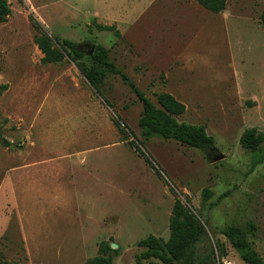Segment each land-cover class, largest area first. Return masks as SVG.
<instances>
[{
  "label": "rangeland",
  "instance_id": "374dc122",
  "mask_svg": "<svg viewBox=\"0 0 264 264\" xmlns=\"http://www.w3.org/2000/svg\"><path fill=\"white\" fill-rule=\"evenodd\" d=\"M8 2L0 24V84L8 85L0 94V256L81 264L106 241L117 245L113 264H138L140 240L168 239L177 197L203 223L202 246L225 248L218 264H247L218 231L249 223L264 261V143L254 152L239 143L246 128L264 132V0H227L220 13L195 0ZM34 23L62 61H42ZM95 24H114L120 35ZM62 39L85 56L74 60ZM87 44L105 47L153 103L161 92L182 102L176 119L205 126L214 148L144 141L130 86L112 75L97 87L87 80Z\"/></svg>",
  "mask_w": 264,
  "mask_h": 264
},
{
  "label": "trees",
  "instance_id": "16d2710c",
  "mask_svg": "<svg viewBox=\"0 0 264 264\" xmlns=\"http://www.w3.org/2000/svg\"><path fill=\"white\" fill-rule=\"evenodd\" d=\"M203 8L212 13H220L226 7L227 0H195ZM8 0H0V24L7 20L10 14ZM260 20L264 23V8L260 14ZM99 31H114L120 35L115 25L95 24ZM37 31L35 43L44 54V63L62 61L65 55L55 49L51 37L38 24L34 23ZM63 45L69 50L74 60L80 61L85 53L77 49L78 43L69 39H62ZM87 56V55H86ZM90 66L80 62L87 80L93 86L101 85L104 80L112 75L119 76L123 83L130 86L133 93L142 104V112L138 119L140 136L144 141L153 137L168 141L173 140L189 148L207 151L214 148V138L207 134L203 125L180 122L177 116L185 112V106L168 92L156 94V102L153 103L140 89L134 86L130 78L123 73L108 57V50L101 44H96L92 56H87ZM8 88L7 84H0V94ZM119 131L122 129L116 123ZM241 147L249 152L258 150L264 143V132L255 127L246 128L239 138ZM129 144L141 154L151 168L154 164L148 159L143 151L135 145L134 141ZM158 173V171H156ZM204 199H209L212 192L208 188L202 190ZM255 226L252 223L242 227L239 225H227L219 229L230 245L237 251L240 258L247 264H264L262 258L254 250L250 235ZM206 231L200 219L187 208L177 197L174 198L172 213L169 220V237L166 241L149 235L138 242L142 249L136 256L138 264L143 261L157 260V264H218V257H225L227 252L223 247H217V252L212 246L204 248L202 240ZM118 249L111 247L110 242L101 241L98 253L95 257L81 264H113V256ZM0 264H14L4 260L0 256Z\"/></svg>",
  "mask_w": 264,
  "mask_h": 264
},
{
  "label": "water",
  "instance_id": "95a60500",
  "mask_svg": "<svg viewBox=\"0 0 264 264\" xmlns=\"http://www.w3.org/2000/svg\"><path fill=\"white\" fill-rule=\"evenodd\" d=\"M79 46L80 45L78 44L77 49H79ZM86 46L89 47V50L87 51V55L92 56L94 49H95V44H87ZM2 141H3V139L0 137V142H2ZM221 159H223V155L218 154L216 157L212 158L211 162L214 163V162L220 161ZM111 247L117 248V245L115 243H111Z\"/></svg>",
  "mask_w": 264,
  "mask_h": 264
},
{
  "label": "flooded vegetation",
  "instance_id": "af4514ba",
  "mask_svg": "<svg viewBox=\"0 0 264 264\" xmlns=\"http://www.w3.org/2000/svg\"><path fill=\"white\" fill-rule=\"evenodd\" d=\"M79 49H82V46L81 45L79 46Z\"/></svg>",
  "mask_w": 264,
  "mask_h": 264
}]
</instances>
